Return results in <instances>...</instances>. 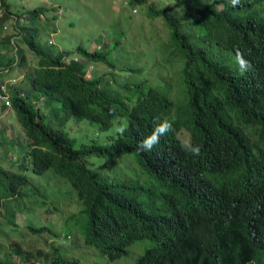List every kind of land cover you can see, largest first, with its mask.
Wrapping results in <instances>:
<instances>
[{
  "label": "trees",
  "instance_id": "16d2710c",
  "mask_svg": "<svg viewBox=\"0 0 264 264\" xmlns=\"http://www.w3.org/2000/svg\"><path fill=\"white\" fill-rule=\"evenodd\" d=\"M126 3L144 4L148 16L161 17L162 24L169 29L170 40L158 51L170 57L165 61L173 63L175 58L180 63L177 70L171 69L177 71L175 90L165 80L156 81L163 85L161 89L147 80L124 85L126 95L107 84L104 88L99 86L97 78L86 75L85 63L103 61L113 67L109 53L102 52L104 45L101 50L99 47L92 51L78 45L74 50L78 58L68 50L55 51L52 45L40 40L39 27L34 26V21L48 10L46 7L15 12L12 19L14 11L7 0H0V85L10 99L24 137V144H17V150L23 152L18 168L23 171L29 164L35 175L49 170L67 182L75 193L76 206L71 212L82 216L84 222L83 244L95 247L112 262L122 258L124 264H230L232 259L237 264H264V216L257 209L241 205L235 189L225 195L211 192L209 168L221 148L229 122L226 115H218L209 107L248 106L264 111V0H247L236 7L226 0L220 9L213 4L196 6V0H185L179 13L169 7L158 8L148 0ZM6 29L12 30L16 38L20 36L36 58V65L19 76L24 82L22 88L17 86L19 78L10 76V72L15 66L25 67L26 56L14 40L19 55L14 61L10 35L2 34ZM237 51L251 63L250 71H235ZM213 85L217 86L218 99L211 95ZM207 97L212 99L211 106L205 104ZM39 106L47 108V117L59 126L47 122ZM113 112L128 124L123 135L114 131L117 121ZM70 116L96 123L102 130L113 126L114 135L103 144L77 143L61 128ZM154 117L172 121V130L150 152H142L138 145L151 133ZM260 127L264 130V123ZM182 130L190 133L192 144L201 142L202 163L181 147ZM116 157H126L134 166L126 161L115 170L112 160ZM175 179L181 186L182 198L170 210L166 208L168 196L160 195L171 190ZM29 184L19 171H7L0 165V210L7 200L17 201L22 195L20 190ZM168 212L173 224L157 223ZM7 214V219L0 216V223L5 226L20 231L28 227L34 233L45 230L55 236L47 227L30 224L18 229L25 217L16 221L15 213ZM194 214H203L205 220L216 226L205 244L180 235L179 226L184 227ZM59 220L55 216L54 222ZM125 224L136 225V230L132 234H118ZM155 232L165 233L175 244L153 251L157 257L139 255L134 260L129 256L127 244L137 238H150ZM24 242L28 246L30 241ZM9 244L11 251L27 264L83 262L82 257L64 258L58 253V246L51 249L53 257L49 259L43 250H21L16 240ZM83 244L78 249L85 258ZM41 257L45 262H40ZM0 264L17 263L0 260Z\"/></svg>",
  "mask_w": 264,
  "mask_h": 264
},
{
  "label": "rangeland",
  "instance_id": "374dc122",
  "mask_svg": "<svg viewBox=\"0 0 264 264\" xmlns=\"http://www.w3.org/2000/svg\"><path fill=\"white\" fill-rule=\"evenodd\" d=\"M148 1L158 8L169 7L176 13L182 11L183 1L185 2V0ZM7 3L14 11L10 15L12 19L15 12L26 11L37 6L46 7L48 10L34 21V26L39 27L38 34L41 37L39 39L52 45L55 51L68 50L71 51V56L78 58L74 52L76 46L80 45L92 51L99 47L101 50L104 45L102 52L109 53L113 67L103 61L85 63L86 75L97 78L99 86L104 88L107 84L108 88L126 95L124 85H133L147 80L148 84H155L161 89L163 85L156 81L165 80L169 87L173 85L170 87L171 90H175L178 81L177 71L173 72L171 69L177 70L180 63L176 62L175 58L173 63L167 62L170 57H164L158 51V47L170 40L169 29L162 24L161 17H149L144 4L132 6L127 4L126 0H7ZM208 3H219L216 7H221V0H196V6ZM134 9L135 12H133ZM9 22L11 23L12 20ZM5 31L2 34L10 35L9 45L14 47L11 52L14 61L18 60V49L23 50L22 53L26 56L25 67L15 66L12 73L10 72L18 79L23 71L32 69L36 65V58L26 49L20 36H17V39L12 30L6 29ZM14 40H17L18 49ZM152 54H154L153 58ZM21 77L17 82L20 88L24 86ZM12 80L13 78H9V81ZM39 107L47 122H50L52 126H59L55 120L47 117V108ZM0 122V125L5 124L1 126L0 141L7 138L3 143L5 147L1 148L0 165L7 171H19L21 175L27 177L28 182H31L20 190L22 195L17 197V201L7 200L5 207L0 210V216L2 215V219H7L9 216L7 213L12 211L15 213L13 217L16 221L24 220L25 217L24 224L19 225L18 229L31 224L34 227H47L49 232L55 234L51 236L45 230L41 233H34L28 227L20 231L11 225L5 226L0 223V260L27 264V261L22 262L19 256L11 251L9 242L16 240L21 250L40 249L48 253L49 259L53 257L51 249L58 246V253L61 256L68 259L72 256L82 257V264H124L122 258H117L112 262L102 256L95 247L83 244L81 225L84 222L82 216L77 213L73 215L71 212L75 209L76 201L73 198L74 191L67 182L54 176L49 170L41 175H35L30 171L29 164L23 171L18 168L23 152L20 153L17 150V144H24V137L13 109L9 110L8 114L0 115ZM61 128L77 143L93 141L103 144L114 135L113 126L102 130L96 123L73 116L68 117ZM179 136L182 141L188 138L185 130H182ZM122 164V157L113 159L112 166L115 170L121 169ZM36 192L38 195L34 196ZM1 201L3 202L4 199L1 198ZM71 201L73 203H69ZM55 216L60 218L57 223L54 222ZM27 239L30 241L28 246L24 242ZM81 244L86 251L85 258L84 253L78 249ZM153 245L151 240L143 239L133 242L127 250L129 256L135 260L144 249ZM39 259L41 263L45 262L43 257Z\"/></svg>",
  "mask_w": 264,
  "mask_h": 264
},
{
  "label": "clouds",
  "instance_id": "9594fccd",
  "mask_svg": "<svg viewBox=\"0 0 264 264\" xmlns=\"http://www.w3.org/2000/svg\"><path fill=\"white\" fill-rule=\"evenodd\" d=\"M225 1L226 0H221V7ZM245 1L247 0H228L232 7L241 5ZM208 4L217 6L219 3ZM221 7L216 8L220 9ZM235 63L237 65L235 71L238 74L248 72L252 68L251 63L246 60L244 55L239 51L236 52ZM211 90V95L218 99L217 86L213 85ZM196 102L198 103V100ZM212 103L211 97L205 99L206 106H211ZM9 108H11V104L3 108L1 115ZM209 110L218 115H226L229 118L228 125L222 136L224 140L221 148L209 165L211 169L210 191L225 195L226 193H231L235 189L239 194L241 205L251 209H257L261 215L264 216V130L260 127V125L264 123V111L251 109L248 106H246L245 109H242L241 106L230 108L228 105L222 108L209 107ZM112 114L117 121V126L114 129L115 133L123 135L128 128L126 120L121 121V118L115 116L114 112ZM171 130L172 121L167 118L161 119L160 117H154V127L151 133L139 143V150L142 152H150L154 146L160 142L161 137L167 135ZM186 132L188 138L186 141L180 139L182 142L181 147L193 157H198L202 163L201 142L199 145L192 144L190 142V133L188 131ZM122 161L123 164L126 161H128L129 165L132 163L126 157H122ZM130 166H134V164ZM175 181L176 183L168 193L160 195L163 197L168 196L166 208L170 210H172V205L182 198L181 186L176 179ZM157 198L155 200H157ZM157 223H162L163 225L169 223L173 224L171 221V213L168 212L163 214ZM135 230L136 225L125 224L119 230L118 234H132ZM215 231L216 226L210 224L208 219L205 220L203 214H194L184 227L179 226V232L182 238L199 244H205ZM143 239H149L154 243L152 247L144 249L140 254L144 256L157 257L153 251L160 249L165 250L168 249L170 245L175 244L163 232L152 233L150 238ZM143 239L137 238L127 244V248L133 242ZM229 261L230 264H237V262L232 259Z\"/></svg>",
  "mask_w": 264,
  "mask_h": 264
},
{
  "label": "built area",
  "instance_id": "2783aa9c",
  "mask_svg": "<svg viewBox=\"0 0 264 264\" xmlns=\"http://www.w3.org/2000/svg\"><path fill=\"white\" fill-rule=\"evenodd\" d=\"M4 88L0 85V115L3 111V108H6L10 105L9 97L3 93Z\"/></svg>",
  "mask_w": 264,
  "mask_h": 264
},
{
  "label": "crops",
  "instance_id": "0c3cea01",
  "mask_svg": "<svg viewBox=\"0 0 264 264\" xmlns=\"http://www.w3.org/2000/svg\"><path fill=\"white\" fill-rule=\"evenodd\" d=\"M12 71V70H11ZM10 76H12V74L10 73ZM13 80H14V78H13ZM12 80V81H13ZM12 108V107H11ZM11 108H9V109H6V111H4V114H8V112H9V110H12ZM14 112V111H13ZM15 114V113H14ZM2 117V116H1ZM1 123V122H0ZM1 126H5V124L4 123H2L1 125H0V130L2 129L1 128ZM6 141V139H4L3 141H0L1 143H2V146L0 147V148H2L4 145H3V143ZM5 147V146H4Z\"/></svg>",
  "mask_w": 264,
  "mask_h": 264
}]
</instances>
